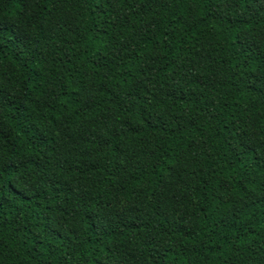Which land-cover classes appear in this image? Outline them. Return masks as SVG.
Instances as JSON below:
<instances>
[{"label": "trees", "instance_id": "trees-1", "mask_svg": "<svg viewBox=\"0 0 264 264\" xmlns=\"http://www.w3.org/2000/svg\"><path fill=\"white\" fill-rule=\"evenodd\" d=\"M0 264H264V0H0Z\"/></svg>", "mask_w": 264, "mask_h": 264}]
</instances>
